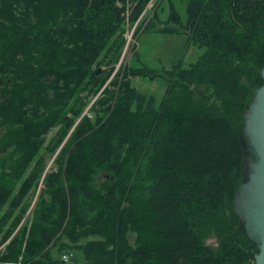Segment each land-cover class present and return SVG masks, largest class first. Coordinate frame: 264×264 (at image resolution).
<instances>
[{
  "label": "trees",
  "instance_id": "trees-1",
  "mask_svg": "<svg viewBox=\"0 0 264 264\" xmlns=\"http://www.w3.org/2000/svg\"><path fill=\"white\" fill-rule=\"evenodd\" d=\"M149 2L0 0V264H65L70 247L88 264L255 261L233 201L243 112L264 82V0H188L185 20L171 4L138 21ZM137 21L135 37L157 23L204 52L111 78ZM140 75L167 81L158 107Z\"/></svg>",
  "mask_w": 264,
  "mask_h": 264
},
{
  "label": "rangeland",
  "instance_id": "rangeland-1",
  "mask_svg": "<svg viewBox=\"0 0 264 264\" xmlns=\"http://www.w3.org/2000/svg\"><path fill=\"white\" fill-rule=\"evenodd\" d=\"M187 2L188 0H155L148 7L145 16L149 15L148 17L150 18L155 8V10L157 9L159 20H165L170 15L171 4H174L185 20L187 18ZM119 5H122V2ZM155 25L157 23L151 27V30L137 32L136 37L133 36V27L126 30L120 59L111 78L119 67L124 65L133 68L146 65L157 73L163 74V71L172 69L181 60H183L184 66H188L191 62H195L204 52V48L192 43L189 44L186 34L159 33L155 31L157 30ZM132 84L141 94H145L148 98L154 96V105L156 107L163 100L167 90L166 80L161 75H157L156 77L140 75L132 78ZM199 91L202 92L203 90L199 89ZM52 160L53 158L50 160V163ZM130 237L132 236L130 235ZM91 238L100 237L95 236ZM206 242L217 244L218 238L212 234L207 238ZM69 250L73 251L74 255L72 263L68 262L67 264H88L81 251L73 247H70Z\"/></svg>",
  "mask_w": 264,
  "mask_h": 264
},
{
  "label": "water",
  "instance_id": "water-1",
  "mask_svg": "<svg viewBox=\"0 0 264 264\" xmlns=\"http://www.w3.org/2000/svg\"><path fill=\"white\" fill-rule=\"evenodd\" d=\"M259 74L264 80V67ZM254 92L243 112L241 142L246 156L233 206L243 231L258 248L251 264H264V82Z\"/></svg>",
  "mask_w": 264,
  "mask_h": 264
},
{
  "label": "built area",
  "instance_id": "built-area-1",
  "mask_svg": "<svg viewBox=\"0 0 264 264\" xmlns=\"http://www.w3.org/2000/svg\"><path fill=\"white\" fill-rule=\"evenodd\" d=\"M155 0H150V2L148 3L145 11L142 13V15L139 17L138 21H140V19L145 15V13L148 11V7L151 5V3H153ZM138 21L135 23V25L133 26V30H135V27L138 23ZM134 33V32H133ZM73 255H74V252L73 251H67V252H64L63 255H62V260L64 261L65 264H67L68 262L69 263H72L73 261Z\"/></svg>",
  "mask_w": 264,
  "mask_h": 264
},
{
  "label": "bare ground",
  "instance_id": "bare-ground-1",
  "mask_svg": "<svg viewBox=\"0 0 264 264\" xmlns=\"http://www.w3.org/2000/svg\"><path fill=\"white\" fill-rule=\"evenodd\" d=\"M38 44H39V42H38ZM51 44V43H50ZM40 45V44H39ZM42 46V45H41ZM49 47V46H48ZM24 53V52H23ZM19 54V53H18ZM25 54V53H24ZM21 55H22V53H21ZM23 57V56H22ZM167 82V81H166ZM71 95V94H70ZM73 98V97H72ZM67 100V99H66ZM53 132V131H52ZM66 134V133H65ZM71 138V137H70ZM46 178V177H45ZM42 188V187H41Z\"/></svg>",
  "mask_w": 264,
  "mask_h": 264
},
{
  "label": "crops",
  "instance_id": "crops-1",
  "mask_svg": "<svg viewBox=\"0 0 264 264\" xmlns=\"http://www.w3.org/2000/svg\"><path fill=\"white\" fill-rule=\"evenodd\" d=\"M159 32V31H158ZM159 33H165V32H159ZM178 34V33H177Z\"/></svg>",
  "mask_w": 264,
  "mask_h": 264
}]
</instances>
